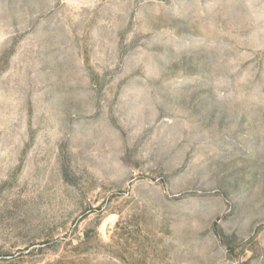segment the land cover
<instances>
[{"label": "rangeland", "instance_id": "rangeland-1", "mask_svg": "<svg viewBox=\"0 0 264 264\" xmlns=\"http://www.w3.org/2000/svg\"><path fill=\"white\" fill-rule=\"evenodd\" d=\"M0 264H264V0H0Z\"/></svg>", "mask_w": 264, "mask_h": 264}]
</instances>
